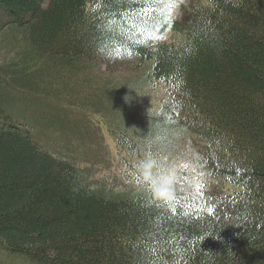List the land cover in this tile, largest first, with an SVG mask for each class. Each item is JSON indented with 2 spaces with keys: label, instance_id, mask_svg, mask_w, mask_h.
Here are the masks:
<instances>
[{
  "label": "trees",
  "instance_id": "obj_1",
  "mask_svg": "<svg viewBox=\"0 0 264 264\" xmlns=\"http://www.w3.org/2000/svg\"><path fill=\"white\" fill-rule=\"evenodd\" d=\"M185 4L0 0V264H264V0ZM92 124L132 185L93 178ZM187 140L214 190L158 201L137 164Z\"/></svg>",
  "mask_w": 264,
  "mask_h": 264
},
{
  "label": "rangeland",
  "instance_id": "obj_2",
  "mask_svg": "<svg viewBox=\"0 0 264 264\" xmlns=\"http://www.w3.org/2000/svg\"><path fill=\"white\" fill-rule=\"evenodd\" d=\"M192 0H183L186 6ZM172 18L177 20L179 18H183L182 13L177 9L173 8L172 11ZM5 34V36L0 34V64L1 65H8L10 64L12 59H15L18 54L11 53L6 50L4 46H2V42L9 41L8 38H11L12 33L5 30L1 32ZM158 37V38H157ZM157 41H164V42H171L173 39V34L171 32H166L165 34H158L155 36ZM13 41H16V38L13 37ZM20 42V41H19ZM9 53V54H8ZM138 60H129L122 64L117 65H108L105 62H96V66L94 69V76L101 80V82L106 83L109 87L113 88L114 86H118L122 83H125L126 80L132 79L133 77L138 76L136 72H141L142 65L138 63ZM12 113V112H11ZM89 136L92 141H88V148L93 147L92 151L90 152L89 156L95 160L99 159L102 160L103 163L96 164L91 163L88 166L93 167L91 174L97 182H107V184H117L118 187L123 186H130L132 185V181L128 180L126 175L128 171L126 170L125 166L123 165V155L119 162H116L114 158L110 155H106L105 150H107V146L105 143H109L110 145L114 146V141L111 140L108 136L107 129L103 126L99 129H96L95 126L92 124V127H88ZM87 130V129H86ZM104 135V137H103ZM46 136L54 137L52 133H47ZM101 136L103 141H101ZM96 138H99L98 140ZM99 143L102 145L101 151L98 148ZM189 141L183 142V148L180 150L181 155L178 158H175L169 165H162L165 167H170L175 171V183L174 187L183 190L185 193L189 194H200L205 195L206 192L210 189L212 193L214 188L210 186L208 181L207 174L197 169L193 165H189L186 157L183 155L186 154H194L193 151L195 147H189ZM199 150V147H198ZM99 165V166H98ZM130 174H128L129 176ZM109 182V183H108ZM197 185H203L200 191H197ZM224 192H227L226 189H223ZM233 190V189H232ZM202 193V194H201ZM4 258H7L4 256Z\"/></svg>",
  "mask_w": 264,
  "mask_h": 264
},
{
  "label": "clouds",
  "instance_id": "obj_3",
  "mask_svg": "<svg viewBox=\"0 0 264 264\" xmlns=\"http://www.w3.org/2000/svg\"><path fill=\"white\" fill-rule=\"evenodd\" d=\"M141 180L149 187L152 196L161 202H167L174 195L175 171L162 166L157 160L147 158L137 164Z\"/></svg>",
  "mask_w": 264,
  "mask_h": 264
},
{
  "label": "snow or ice",
  "instance_id": "obj_4",
  "mask_svg": "<svg viewBox=\"0 0 264 264\" xmlns=\"http://www.w3.org/2000/svg\"><path fill=\"white\" fill-rule=\"evenodd\" d=\"M202 187H203V185H197V191L199 192ZM173 198H175V197H173Z\"/></svg>",
  "mask_w": 264,
  "mask_h": 264
}]
</instances>
